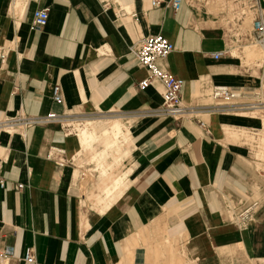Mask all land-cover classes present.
<instances>
[{
	"label": "crops",
	"instance_id": "crops-1",
	"mask_svg": "<svg viewBox=\"0 0 264 264\" xmlns=\"http://www.w3.org/2000/svg\"><path fill=\"white\" fill-rule=\"evenodd\" d=\"M106 1L0 0V124L58 115L0 127V264H264V122L208 101L216 85L262 93L264 62L233 54L258 46L253 29L233 34L244 0H219V14L211 11L218 0H183L178 11ZM41 8L49 18L37 27ZM251 11L244 23L252 26L264 19V0L261 13ZM156 34L174 44L162 65L184 81L192 118L156 114L162 83L139 86L149 74L132 49ZM107 120L123 121L126 134L85 142L75 130ZM128 137L118 165L110 150ZM97 192L99 203L90 200ZM27 247L35 263L25 262Z\"/></svg>",
	"mask_w": 264,
	"mask_h": 264
},
{
	"label": "built area",
	"instance_id": "built-area-1",
	"mask_svg": "<svg viewBox=\"0 0 264 264\" xmlns=\"http://www.w3.org/2000/svg\"><path fill=\"white\" fill-rule=\"evenodd\" d=\"M262 0H247L249 8L260 11L261 13ZM183 0H153V6H159L164 3L166 6L171 7L174 11L181 8ZM104 5H109L108 1L104 0ZM49 18V9L41 8L34 11L33 24L37 27L46 25ZM254 43L264 49V19L260 15L259 18L253 22ZM174 50V44L163 34L150 35L142 39L136 49H132V53L137 59L138 63L147 69L148 77L139 83L140 88L144 89L149 86L153 81L162 83L164 106L155 111L156 114H161L166 117H172L177 120L192 118L196 106L185 105L182 101V88L184 81L178 78L173 73L169 72L162 62ZM225 52H217L215 58L222 57ZM3 59L4 57L1 56ZM264 81V74L262 75ZM259 95L256 93L254 96ZM254 96L247 95L240 91L232 90L224 85H216L212 89L213 103L210 107L213 108H229L234 110H253L264 108L263 100H251ZM53 99L56 103L63 102L62 89L59 85L53 88ZM153 112V114H155ZM55 113H49L45 116H20L12 121H5L0 124V127L13 131L18 125H38L46 124L52 119L57 118ZM204 126V121H200ZM23 184H18L17 189L23 188ZM257 202L245 206L239 212L241 221L250 220L253 216ZM24 260L27 263H35V249L34 247H27L24 251Z\"/></svg>",
	"mask_w": 264,
	"mask_h": 264
},
{
	"label": "rangeland",
	"instance_id": "rangeland-1",
	"mask_svg": "<svg viewBox=\"0 0 264 264\" xmlns=\"http://www.w3.org/2000/svg\"><path fill=\"white\" fill-rule=\"evenodd\" d=\"M217 0H215L216 2ZM244 3V6L243 7H240V9H238V13H236V18L238 19H242L243 17L245 19H247L249 16L250 18L252 17V14H254L251 9L249 8L248 6V2L247 0H244L243 1ZM220 4H222V2H220L219 0L213 5V7H211V11L214 12V13H217L219 14L221 11H222V7H220ZM235 17L231 16V19L233 21V19H235ZM245 19H243L244 21L241 23V26H235V24L233 25L232 27V30H233V34L235 36H246L247 34H250L252 32V29H253V25L251 26L249 23H244L245 22ZM252 21V19H250V22ZM250 36V35H249ZM253 41L254 42V39L253 37L249 39V41ZM250 43V42H248ZM245 51L243 53H240L238 50L234 51V55L236 56H239L240 58H242V61L243 62H250V63H253L255 60L257 61V59H259V61L261 62V64L263 65V62H264V49H262L261 47H258V46H249V45H245ZM260 66V65H259ZM251 100H263L264 101V87L262 89V93L257 95V96H254L253 98H250ZM208 101H212L213 102V99L210 98ZM251 114L252 115H255V116H258L262 119H264V108L262 109H253L251 110ZM77 132H79L80 134V129L79 128H76L75 129ZM262 137H264V130L262 131ZM101 143L100 142H96V146L97 147H101ZM258 145V150H261L263 148L264 150V140H261V142ZM117 146H119L118 148H116V146L114 148H112L110 151L113 152V155L116 153V161H117V164L119 163H122V157L124 155H128L129 153V146H130V140H129V137L127 139L124 140V138H121L118 143H117ZM119 149V150H118ZM112 155V157H113ZM261 157V156H260ZM94 163V162H93ZM118 164V165H119ZM103 192H97L95 195H91L92 199H90L91 201H95L97 203H99L100 201H98L96 199L97 195L98 194H102ZM86 195L88 196L89 198V193H86Z\"/></svg>",
	"mask_w": 264,
	"mask_h": 264
},
{
	"label": "bare ground",
	"instance_id": "bare-ground-1",
	"mask_svg": "<svg viewBox=\"0 0 264 264\" xmlns=\"http://www.w3.org/2000/svg\"><path fill=\"white\" fill-rule=\"evenodd\" d=\"M219 110H221V109H219ZM263 122H264V119H263ZM83 125H84L83 127L77 126V128L80 129L81 135L84 138L85 142L89 141L90 139L95 138L96 136L98 137L104 133L106 134L109 132L112 133V135H114L116 138L126 134L124 131L123 121H121V120H107L104 122V126H99L93 122L85 123ZM117 194H119V193H117Z\"/></svg>",
	"mask_w": 264,
	"mask_h": 264
}]
</instances>
